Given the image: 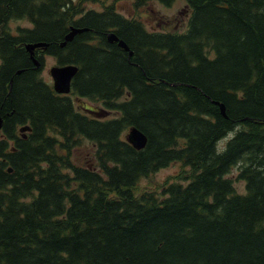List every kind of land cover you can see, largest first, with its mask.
Listing matches in <instances>:
<instances>
[{
  "label": "trees",
  "instance_id": "16d2710c",
  "mask_svg": "<svg viewBox=\"0 0 264 264\" xmlns=\"http://www.w3.org/2000/svg\"><path fill=\"white\" fill-rule=\"evenodd\" d=\"M185 2L186 28L169 32L102 0H0V264H264V0ZM12 20L29 25L13 32ZM71 26L87 30L61 46ZM44 55L78 67L69 94L42 79ZM73 98L116 115L83 114ZM81 138L92 166L72 161ZM172 162L188 172L135 192Z\"/></svg>",
  "mask_w": 264,
  "mask_h": 264
},
{
  "label": "rangeland",
  "instance_id": "374dc122",
  "mask_svg": "<svg viewBox=\"0 0 264 264\" xmlns=\"http://www.w3.org/2000/svg\"><path fill=\"white\" fill-rule=\"evenodd\" d=\"M105 4L114 3L116 10L126 17H135L142 21L148 30H160V31H183L186 28L187 20L190 14V10L185 0H175L170 5L165 6L157 1H150L149 3L135 7L132 0H102ZM102 4L100 2L85 3V10L95 9L100 10ZM12 31L15 32L17 26H28L26 20H12L9 22ZM45 62L40 70L41 77L44 81L52 83V79L49 74V68L56 63V60L52 56H46ZM75 107L78 111L90 114L88 109H93L102 112L98 117H109L116 115L106 111L105 107L100 101H93L87 98H73ZM233 132L228 133L225 137L218 142V148L224 147L225 142L232 137ZM1 134V133H0ZM71 158L73 163L83 166H92L95 163V146L90 141L81 138L78 145H76L72 152ZM185 170L188 172L187 167H182L179 162H172L170 165L159 169L158 171L146 176L141 177L136 184V193L142 191L153 190L161 191L165 183L174 180V176L179 172ZM237 168H233L229 173V177L232 178L235 189L237 192L245 191V183L243 180L236 178Z\"/></svg>",
  "mask_w": 264,
  "mask_h": 264
},
{
  "label": "water",
  "instance_id": "95a60500",
  "mask_svg": "<svg viewBox=\"0 0 264 264\" xmlns=\"http://www.w3.org/2000/svg\"><path fill=\"white\" fill-rule=\"evenodd\" d=\"M87 28H80L71 26L68 33L64 36L63 42L60 43L61 46L65 45L67 41H71L76 34L86 31ZM107 40L109 42H117V45L123 50L128 51V56L132 55V51L129 50L126 42L119 39L113 32L107 34ZM46 46L45 42H35L25 44V49L29 52L32 63L36 66H40V62L35 58L33 50L37 47ZM78 67L75 64H64V65H53L49 68V74L53 81V89L57 93L68 94L70 91L71 80L77 73ZM19 72V71H18ZM17 72V73H18ZM220 108L222 115H225L224 105L222 103L216 102ZM2 124V119L0 117V127ZM30 130V126L24 125L20 128V131ZM25 137V136H24ZM126 141L131 144L136 149H142L147 142V136L138 128L132 126L128 129L125 135ZM10 170V168L8 169Z\"/></svg>",
  "mask_w": 264,
  "mask_h": 264
},
{
  "label": "flooded vegetation",
  "instance_id": "af4514ba",
  "mask_svg": "<svg viewBox=\"0 0 264 264\" xmlns=\"http://www.w3.org/2000/svg\"><path fill=\"white\" fill-rule=\"evenodd\" d=\"M46 56H50V55H44V58H45ZM44 62H45V59L43 60V63H42V64H44ZM0 136H1V134H0Z\"/></svg>",
  "mask_w": 264,
  "mask_h": 264
}]
</instances>
